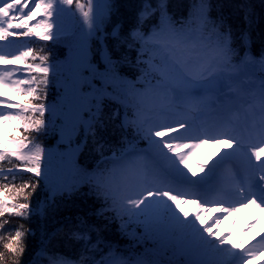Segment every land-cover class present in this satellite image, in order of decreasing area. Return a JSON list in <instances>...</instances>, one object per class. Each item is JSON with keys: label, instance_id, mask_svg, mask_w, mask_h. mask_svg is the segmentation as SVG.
<instances>
[{"label": "snow or ice", "instance_id": "6c2138e0", "mask_svg": "<svg viewBox=\"0 0 264 264\" xmlns=\"http://www.w3.org/2000/svg\"><path fill=\"white\" fill-rule=\"evenodd\" d=\"M119 7L116 0H0V41L41 42L36 49L0 54V63L24 66L0 68V88L23 98L0 97V125L12 130L11 136L0 134V162L8 165L0 166L8 181L0 184V217L26 221L82 194L102 201L94 215L106 222L100 227L84 217L75 225L69 221L65 235L82 242L77 260L54 258L59 254L48 252L45 240L35 259L22 261L24 238L32 234L23 223L13 225L7 238L0 234V244L11 264H43L41 258L47 264H251L264 254V236L258 245L222 259L220 252L231 241L213 231L219 217L207 226L200 212L190 218L182 207L188 193L181 189L191 191L200 211L219 204L223 216L238 211L236 204L250 203L264 212V54L258 60L247 52L241 56L232 46L231 26L223 17H209L208 0H193L186 19L170 16L166 0L158 7L143 3L127 31L121 21L113 23ZM238 7L250 25L247 6ZM76 13L79 22L72 19ZM153 14L158 23L145 33L141 25ZM241 39L249 42L246 33ZM61 45L68 53L63 59ZM132 50L135 61L129 60ZM125 64L137 69L134 79L121 75ZM105 98L130 110L117 127L133 139L122 137L120 147L100 139L120 114L105 111ZM48 136H58L65 150L50 151L42 142ZM89 141L100 157L92 172L74 163ZM221 142L227 149L211 164H193L196 149ZM57 157L61 166L53 164ZM18 176L21 183L15 182ZM82 185L87 192H80ZM38 189L43 201L34 204ZM210 195L220 199L209 201ZM11 223L0 220V229ZM113 223L127 249L103 240L101 233ZM7 254L0 252V264Z\"/></svg>", "mask_w": 264, "mask_h": 264}, {"label": "trees", "instance_id": "16d2710c", "mask_svg": "<svg viewBox=\"0 0 264 264\" xmlns=\"http://www.w3.org/2000/svg\"><path fill=\"white\" fill-rule=\"evenodd\" d=\"M83 3L84 0H81ZM119 7V15L112 18L113 23L117 20L124 24L122 31H127L128 27L135 23L137 12L141 10L143 3H148L150 7H158L160 0H116ZM193 0H166V10L170 16L174 19H186L189 17L191 11V5ZM209 17L213 20H217L223 17L226 24L231 26L232 30V46L235 47L240 55L245 52L250 53L254 58L260 59L261 55L264 54V0H208ZM244 4L247 9L251 12V24L246 23L244 19V13L238 7ZM158 14L148 16L144 24L141 25V30L145 33L151 31L152 27L158 23ZM112 24L106 26L107 31H111ZM246 33L248 37L247 45L241 39L242 34ZM51 44V42H46ZM29 47L34 49L41 47L39 40H30L28 42ZM111 46V41H109ZM93 48L96 45L93 44ZM60 50L63 51L64 58L67 52L66 49L60 46ZM123 51V49H121ZM137 52L132 50L128 53L129 60L135 61ZM98 61V57L94 58ZM120 73L125 78L134 79L138 75V71L135 67L130 64L122 65ZM50 96H55V90L50 93ZM105 111L111 114L115 110H119V116L112 122L108 129L100 133V139L105 145H115L120 147V140L122 137H128L133 139L132 133L124 129H120L117 125L123 123V116L121 107L114 101L104 100ZM57 136H48L42 138V142L48 147H52L57 143ZM144 145L141 144V147ZM106 155L110 156L111 152L108 151ZM100 160L99 154L94 150V145L89 141L87 146L84 147V151L79 158V165L81 168L87 171H93L97 168ZM0 166L8 167L5 162H0ZM24 175H31L24 173ZM11 179V178H9ZM8 181L0 176V184H5ZM16 183H21V179L18 176ZM40 195L32 198L35 204L37 200L43 201V192L37 190ZM88 191L87 185H82L80 192L85 193ZM102 201L98 200L94 196L77 194L71 198H67L58 201V207L55 211L50 208L47 210L45 215H34L29 220L21 221L19 218L10 217L6 214L4 217H0V220H11L12 223L7 226V230L0 229V234H3L5 238L8 237L10 231H12L13 225L23 223L24 228L31 230V235L25 236L26 251L21 257L24 262H29L35 259V253L40 249L42 241H47V250L50 253L59 254L58 257L54 258H66L69 260H77L79 258L80 249L82 242H76L65 235L69 221L72 225L78 223L77 217H84L88 224H95L102 227L106 222L102 218H98L94 215L95 211L102 207ZM38 207H43L41 203ZM105 242H111L115 246L121 249H127L129 247L128 241L125 237L121 236L118 232L115 223L108 225V227L101 233ZM92 239L95 241L96 234L92 233ZM6 242V239H5ZM0 252L7 250L0 244ZM43 264H47L46 258H41ZM11 254H7V258L4 264H11Z\"/></svg>", "mask_w": 264, "mask_h": 264}, {"label": "rangeland", "instance_id": "374dc122", "mask_svg": "<svg viewBox=\"0 0 264 264\" xmlns=\"http://www.w3.org/2000/svg\"><path fill=\"white\" fill-rule=\"evenodd\" d=\"M29 3H31V0H29ZM68 7H70L71 11L75 12V5L68 6ZM37 19H39V17ZM72 19L77 21V22H79L80 21L79 13H76L75 16L72 17ZM16 22L17 21H14V23H16ZM34 22L35 21H33L32 23H34ZM26 39H31V38L10 37L8 41H0V54H4V53L13 54V53H18L19 51L25 50L26 48L29 47L26 44V42H25ZM32 39H38V38L32 37ZM61 46L64 47L63 45H61ZM64 48L66 49V52H67V48L66 47H64ZM61 59H63V58H61ZM3 67H15V68H21L22 69L24 66L23 65H4V64L0 63V68H3ZM17 77H20V73H17L16 76H14L13 78L15 79ZM108 90L110 92L112 91L111 88H109ZM0 97L10 98L13 101H17V100L22 101L23 100L22 97L17 96L15 93L11 92L10 90H8L6 88H0ZM0 134L6 135V136H11L12 135V130H11L10 127H8L6 125H0ZM57 139H58L57 143L54 146L49 147V150L54 152V153L63 152L65 150V147H64V145L61 144L58 136H57ZM208 144L215 145L216 147L223 148L224 150L227 149V145L225 143H223V142L216 143V144H213V143H208ZM181 151H186V149H181ZM262 158H264V154H262ZM192 162H193V164H205L204 161L202 163V160L199 159V158H197L195 160H192ZM74 163H75V165L77 167H79L80 169H83L79 165L77 159H74ZM53 164L55 166H61L62 162L60 161L59 157H57L56 159H54ZM95 170H93V171H95ZM89 172H92V171H89ZM197 175L199 176V175H202V174L198 172ZM181 191L188 193L185 196V198L188 200V202L183 204L182 207L186 211L189 212L190 218L196 212H200V216L204 219L205 226H207V225L211 224L214 219L219 217V221L220 222L218 224H212L213 231L220 238H223V237L227 236L228 239H229V234H228V232L226 230L227 228H226L225 223H224L225 218H224V216H220V214L217 212V208L220 207V205L219 204H211V203H209L207 206H205L203 211H200V207L198 206L197 203L194 202L195 196L191 193V191L189 189H186V188L185 189H181ZM200 192H199V195H201V196L205 195L202 191H200ZM173 194H175V193H173ZM207 199L209 201H213V200L220 199V197L215 196V195H210V196L207 197ZM247 205H250V203L247 204ZM246 206H243V207H246ZM236 207L239 209L242 206H240V207L236 206ZM249 209H250V211L248 213L250 215L251 214H255L256 216L258 215V217H259V214L261 213L263 215V217H260L259 219H261L264 222V212H260L255 207V205H253V204L251 205V207ZM238 220L241 221V223L243 222V224H245V216H238ZM239 221H238V223H239ZM232 251H234V249H232V245H225L224 248L220 252L221 258L225 259V260L232 259V256H231V252ZM258 257L260 258V260L262 262L261 264H264V254L258 255Z\"/></svg>", "mask_w": 264, "mask_h": 264}, {"label": "bare ground", "instance_id": "6f19581e", "mask_svg": "<svg viewBox=\"0 0 264 264\" xmlns=\"http://www.w3.org/2000/svg\"><path fill=\"white\" fill-rule=\"evenodd\" d=\"M222 151H224L223 148L207 143L195 150V155L192 157V160L199 158L202 160V163L204 161L205 165H209ZM202 192L206 194L204 191ZM251 205L252 204L247 205L246 207H240L239 204H236V206L240 207L238 211L225 213L223 215L231 245L239 246V248L234 249V251H242L245 247H251L253 244H258L260 237L264 236V222L259 219L260 217H263V215L261 213L259 214V217L255 214L250 215L248 212L250 211L249 208ZM238 216H245V224L238 220ZM261 263L262 262L258 256L251 261V264ZM245 264H247V262H245Z\"/></svg>", "mask_w": 264, "mask_h": 264}, {"label": "water", "instance_id": "95a60500", "mask_svg": "<svg viewBox=\"0 0 264 264\" xmlns=\"http://www.w3.org/2000/svg\"><path fill=\"white\" fill-rule=\"evenodd\" d=\"M79 152H77L76 156L78 155Z\"/></svg>", "mask_w": 264, "mask_h": 264}]
</instances>
